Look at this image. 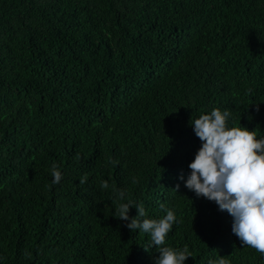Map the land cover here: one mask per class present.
<instances>
[{
  "label": "trees",
  "instance_id": "obj_1",
  "mask_svg": "<svg viewBox=\"0 0 264 264\" xmlns=\"http://www.w3.org/2000/svg\"><path fill=\"white\" fill-rule=\"evenodd\" d=\"M213 108L264 136V0H0V264H154L117 190L185 264H264L185 186Z\"/></svg>",
  "mask_w": 264,
  "mask_h": 264
},
{
  "label": "clouds",
  "instance_id": "obj_2",
  "mask_svg": "<svg viewBox=\"0 0 264 264\" xmlns=\"http://www.w3.org/2000/svg\"><path fill=\"white\" fill-rule=\"evenodd\" d=\"M229 116L228 110L213 108L191 120L201 146L188 164L185 186L197 197L203 196L226 210L232 217L231 230L241 244L264 256V136L241 124L231 126ZM51 176L53 184L61 181L62 171L55 164ZM116 198L121 202L114 205V216L125 221L128 229L150 236L151 246L159 252L154 264H185L191 256L186 248L164 246L176 222L171 208H166L160 218H147L144 207L127 199L124 191L117 190ZM131 206L137 209L135 216H129ZM216 264L228 261L221 256Z\"/></svg>",
  "mask_w": 264,
  "mask_h": 264
}]
</instances>
